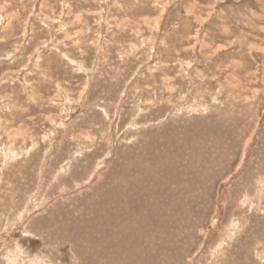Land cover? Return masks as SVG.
<instances>
[{
  "label": "rangeland",
  "instance_id": "1",
  "mask_svg": "<svg viewBox=\"0 0 264 264\" xmlns=\"http://www.w3.org/2000/svg\"><path fill=\"white\" fill-rule=\"evenodd\" d=\"M0 264H264V0H0Z\"/></svg>",
  "mask_w": 264,
  "mask_h": 264
},
{
  "label": "bare ground",
  "instance_id": "2",
  "mask_svg": "<svg viewBox=\"0 0 264 264\" xmlns=\"http://www.w3.org/2000/svg\"><path fill=\"white\" fill-rule=\"evenodd\" d=\"M125 248H126V247H125ZM118 250H119V249H118ZM118 250H117V251H118ZM125 251H126V250H125Z\"/></svg>",
  "mask_w": 264,
  "mask_h": 264
}]
</instances>
